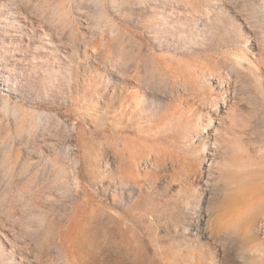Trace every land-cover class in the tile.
I'll use <instances>...</instances> for the list:
<instances>
[{
    "label": "rangeland",
    "instance_id": "374dc122",
    "mask_svg": "<svg viewBox=\"0 0 264 264\" xmlns=\"http://www.w3.org/2000/svg\"><path fill=\"white\" fill-rule=\"evenodd\" d=\"M222 1L0 0V264H163L229 193L220 224L255 222L264 252V109L212 11L262 40L264 0ZM227 84L255 109L253 158L218 168L204 136Z\"/></svg>",
    "mask_w": 264,
    "mask_h": 264
},
{
    "label": "bare ground",
    "instance_id": "6f19581e",
    "mask_svg": "<svg viewBox=\"0 0 264 264\" xmlns=\"http://www.w3.org/2000/svg\"><path fill=\"white\" fill-rule=\"evenodd\" d=\"M221 2L223 1L221 0ZM212 11H214L213 13L218 18H220V22L224 23L226 27H228L232 31V34L242 45L241 52L238 56L235 57V60H233V69L235 73L240 75V77H243V79L246 77L252 80H250L252 84L254 82L257 90L259 91L262 109H264V38L262 40L253 39L252 35L254 31L249 27V20L246 21L245 18H243L244 16L241 17L239 14H237V10L234 11L231 6L229 7L228 5L226 6L222 3L217 2ZM229 11L231 13H234L232 15L235 17V20L230 18L232 16H229ZM260 35L262 37L263 34ZM224 92L225 97L222 99L221 103L219 102L220 104L217 105L215 109L213 107V110L207 113V125L205 127L204 136L205 146L209 147V149L215 148L219 152V157L218 159H216L217 161L214 160V163L215 165H217V167L222 165L225 166L224 164L228 163H235V167L236 163L242 166L243 162L241 163V161L248 159L251 162L253 158V149L251 148L253 147V145L245 142L243 135L246 136L244 134V129L247 127L246 123L250 122L249 119H252L251 114H253L255 109H251V107L248 106V103H245L243 102L244 100L239 99L234 93L233 89H231V86L229 84L225 86ZM250 164H248V166ZM240 165L239 167L241 169ZM246 166L247 165H245V167ZM260 181L259 183H261ZM206 182H203L201 188L203 192L207 191V185H209ZM261 184H263L264 186L263 182ZM261 184H258L257 187L254 188L255 190H252H254L258 194L262 193L264 191V188ZM247 189L251 190L250 187ZM221 199V204L219 203L220 205L216 204L218 203L216 202L215 204H212L210 208L212 211H214L213 213L215 214V216L216 213L219 215L216 216L218 219H220L219 222L218 219L216 220V218H214L215 221H217L219 224L220 221L224 219H221L222 215L219 214L220 207L222 206V211L224 210L223 206H226L227 208V206H229L233 200V195L232 193H229L228 196H225ZM234 218H236V216ZM234 218L229 220L228 224L235 222L233 221ZM212 219H209L207 221H211ZM213 220L208 224V226H206V230L201 231L199 229L200 231L197 233L195 231L196 235H193L195 236L194 241L192 240L193 243H190L191 245L189 246L185 254H181L179 258L178 256L177 258L173 256L174 259H164L163 264H264V252L259 251V253L256 255H254V253H250L251 251L254 252V249L263 244L259 235V231L256 229L255 225H251L255 222H252L251 224L249 223L244 226H240V223L239 227L236 226L235 228L234 226V228L232 229L229 226H225L227 220L225 221L224 226L220 224V227L222 226V228H219V225H217L218 223L216 222L217 228H215L213 227L214 225H211V223L213 222V224H215V221ZM222 229L224 230L222 231ZM218 233H222V235H224V239H222L224 242L222 241V243H219L216 238ZM76 259L77 258H75V260L73 259L74 262L77 261ZM85 260V257L83 259L81 255V259L78 258L77 264H89L85 262ZM93 260L95 262V259Z\"/></svg>",
    "mask_w": 264,
    "mask_h": 264
}]
</instances>
